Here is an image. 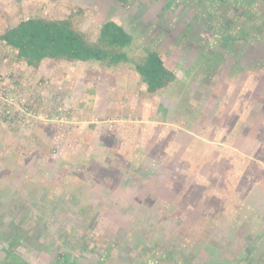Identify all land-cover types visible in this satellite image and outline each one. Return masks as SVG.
I'll return each instance as SVG.
<instances>
[{
    "label": "rangeland",
    "instance_id": "1",
    "mask_svg": "<svg viewBox=\"0 0 264 264\" xmlns=\"http://www.w3.org/2000/svg\"><path fill=\"white\" fill-rule=\"evenodd\" d=\"M206 1L0 0V34L69 18L95 41L115 20L128 57L176 73L150 94L131 62L33 67L0 42V264H264V45L219 38L254 35L264 0Z\"/></svg>",
    "mask_w": 264,
    "mask_h": 264
},
{
    "label": "trees",
    "instance_id": "2",
    "mask_svg": "<svg viewBox=\"0 0 264 264\" xmlns=\"http://www.w3.org/2000/svg\"><path fill=\"white\" fill-rule=\"evenodd\" d=\"M0 42L13 50L18 59L33 67L43 59L95 60L107 66L131 62L150 94L159 93L176 77L174 69L157 50L146 49L145 55L138 61L128 57L122 48L132 42V35L115 20L102 23L98 38L91 41L69 18L29 17L2 31ZM168 101L171 103L166 99V103ZM248 253L240 260H256Z\"/></svg>",
    "mask_w": 264,
    "mask_h": 264
},
{
    "label": "flooded vegetation",
    "instance_id": "3",
    "mask_svg": "<svg viewBox=\"0 0 264 264\" xmlns=\"http://www.w3.org/2000/svg\"><path fill=\"white\" fill-rule=\"evenodd\" d=\"M206 0H196V5H202L203 3L205 4V6H209L211 3ZM215 13L214 12H210L207 14V19L208 21H213L214 18H212V16H214ZM228 22V21H227ZM255 22V26L253 25ZM253 22V19H251L250 17H247L245 19H243V22H242V25L240 26V30L243 31L244 30V27L247 26L248 29L250 28L251 30H255L256 29V33L254 35H251L250 38H247L246 36H241L239 37L238 36V39L240 38V40L237 39V36H233L232 34H227L225 36H219V38H221L222 40L221 41V44L225 46V49H230L232 48V43L235 42V41H241L242 43H247V44H251L250 46H254L255 44L257 45V47H260L261 45H264V19L261 20L260 19V23L258 24V21L256 22L254 20ZM229 24V22H228ZM226 27L224 28V31H225ZM227 32V31H225ZM264 48V46H263ZM244 52V51H243ZM250 53L251 52H248L246 53L247 56H250ZM264 175V174H263ZM9 262H2V264H22V262L24 264H27V261L25 260H22V259H18V260H15V259H11L9 258ZM73 257L71 256L70 258V255L68 254H65V253H60L58 255V258H55L51 264H74L73 263ZM41 261H37L36 263L37 264H40ZM177 264V263H176Z\"/></svg>",
    "mask_w": 264,
    "mask_h": 264
},
{
    "label": "crops",
    "instance_id": "4",
    "mask_svg": "<svg viewBox=\"0 0 264 264\" xmlns=\"http://www.w3.org/2000/svg\"><path fill=\"white\" fill-rule=\"evenodd\" d=\"M196 138H198V139H202V137H200L199 135H197ZM233 148H234V147H233ZM228 151H230V150H228ZM232 151H235V155H237L238 153H240V154H242V155H245V153H244L243 151H242V152H243V153H242V152H240V150L235 149V148H234V150L232 149ZM246 156H247V155H246ZM246 156H245V157H246ZM242 157H244V156H242ZM253 166H255V169H256V170H260V169H261L260 162H257V163L254 164ZM263 190H264V186H263V187L261 186V191H263ZM231 193L235 195L236 192H234V190H232ZM248 193H249L248 195H251L252 193H254V192H253V188H251L250 191H249ZM245 195H246V194H245ZM246 197H247V196H246ZM247 201H251V200L247 199ZM247 201H246V202H247Z\"/></svg>",
    "mask_w": 264,
    "mask_h": 264
}]
</instances>
